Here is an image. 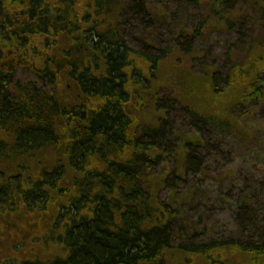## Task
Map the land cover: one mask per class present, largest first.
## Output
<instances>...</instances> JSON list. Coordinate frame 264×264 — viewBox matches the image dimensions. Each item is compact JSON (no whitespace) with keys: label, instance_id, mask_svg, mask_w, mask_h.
I'll return each mask as SVG.
<instances>
[{"label":"trees","instance_id":"16d2710c","mask_svg":"<svg viewBox=\"0 0 264 264\" xmlns=\"http://www.w3.org/2000/svg\"><path fill=\"white\" fill-rule=\"evenodd\" d=\"M158 1L153 10L150 0H0V211L39 215L56 244L43 259L11 264H167L171 249L214 264L228 251L264 257V194L251 186L238 195L219 188L213 199L235 219L226 237H198L158 194L178 190L172 179L205 175L228 151L224 139L244 146L264 134V0ZM128 16L141 33L172 21L173 48L130 46ZM216 32L229 36L221 65L206 47ZM180 47L193 60L203 53L220 115L184 105L180 124L176 107L159 106L144 73ZM18 68L33 79H18ZM148 104L157 112L141 122ZM36 156L37 177L24 175L22 161Z\"/></svg>","mask_w":264,"mask_h":264},{"label":"rangeland","instance_id":"374dc122","mask_svg":"<svg viewBox=\"0 0 264 264\" xmlns=\"http://www.w3.org/2000/svg\"><path fill=\"white\" fill-rule=\"evenodd\" d=\"M150 1L153 10L160 8L161 2L158 0ZM162 1L171 3L172 0ZM81 11L85 13L84 10ZM126 19H128L129 24L135 26L133 29L135 32H129L127 29V33L129 34L127 36L128 41L133 48L141 50L138 45L144 43L148 45L152 44L154 48L148 51L151 55H158V49L166 45L173 48L170 41L172 33H169L170 28L173 26L172 21H168V28L165 27L162 30H157L155 26L152 27L151 22H148V31L141 33L138 23L134 22L131 16H128ZM144 37L149 41L153 39L154 42L142 40ZM227 39H229V36L226 34L225 37L221 38L216 32L206 45L207 48L212 49L209 51H213L214 55L217 56L218 65H221L223 61L222 56H219V50ZM158 41L160 42L158 43ZM180 41L183 43V40ZM185 53V47H180L179 50L174 48L170 56L164 59L156 70H150L147 67L144 73V75L147 72L149 73L151 84L154 81L158 85L156 88L160 97L159 106H164L167 109L169 105L176 107L178 112L175 117L180 124L185 120L182 108L184 105L197 104L199 109L207 115H220L224 110V107H222L223 100L220 96H215L212 93L211 87L208 84L209 74L207 70L204 72L207 66L203 62V53H200L202 59L200 58L199 60H193L190 58V55ZM214 55L211 54V57L207 56V61ZM16 74L17 78L22 81L31 80L34 77L33 75L30 76L28 71L21 68L17 69ZM178 79L180 80L178 81ZM156 112L154 104H148L146 108L140 106L138 111L139 121H151ZM259 125L264 127L263 118L259 119ZM223 143L228 151H224L221 157L218 156L217 163H210L211 169L205 175H202L200 178L191 177L186 184L177 182L176 180L174 182V179H172L170 185H178V190L172 193L168 189V186H165L158 193L160 199L167 202L169 207L179 205L182 218L187 219L192 224L198 237L203 235V233L211 236L221 235L226 237L236 232L235 219L232 213L226 210L228 206L227 202L223 200L218 202V204L213 202L219 188H222L227 195H233L234 192L238 195L241 190H246L248 193L247 189L251 186L250 188L256 191L258 196L264 194V134H259L256 139L250 138V143H244V146L238 143L237 138H226L223 140ZM227 153L231 155H226ZM226 158L231 160L227 166H225ZM36 160L37 156L22 161L21 164L30 169L24 175L37 177V173L42 166L38 165ZM172 167H177V164L173 163ZM223 169L228 171L222 174ZM75 176L76 174H72L70 177ZM197 181L200 183V188L192 190L191 187ZM192 197H194L193 200ZM48 208L52 213L53 208L51 206ZM39 217L37 214L31 215L25 210L12 214L9 211H0V264L36 261L43 259L49 252L45 248L46 246H51V250L55 249L54 245L56 244L51 239L50 232H46L47 230L41 231L46 228H42L41 225L44 222L38 221ZM52 236L54 239H57L59 233L55 232ZM165 256L167 264H214L207 259L188 258L180 254L176 249L168 250ZM226 257L229 258L225 259L223 264H264V257L260 258L257 263L253 259H249L247 256L234 251H228Z\"/></svg>","mask_w":264,"mask_h":264}]
</instances>
